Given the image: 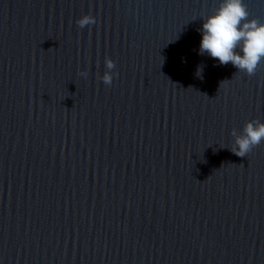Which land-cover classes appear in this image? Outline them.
Masks as SVG:
<instances>
[{
  "label": "water",
  "instance_id": "water-1",
  "mask_svg": "<svg viewBox=\"0 0 264 264\" xmlns=\"http://www.w3.org/2000/svg\"><path fill=\"white\" fill-rule=\"evenodd\" d=\"M220 2L0 0V264H264V59L200 54Z\"/></svg>",
  "mask_w": 264,
  "mask_h": 264
},
{
  "label": "clouds",
  "instance_id": "clouds-1",
  "mask_svg": "<svg viewBox=\"0 0 264 264\" xmlns=\"http://www.w3.org/2000/svg\"><path fill=\"white\" fill-rule=\"evenodd\" d=\"M248 16L242 0H221L213 14L203 19L200 29V54H207L218 60L220 65L230 63L237 71L250 76L255 74L264 59V23L248 19ZM76 23L83 28L95 23V20L91 15H84ZM106 67L112 69V61H106ZM102 79L106 85H111L112 76L107 72ZM262 139L264 123L257 122L254 127L249 122L243 129V135L236 137L231 151L236 156L245 157Z\"/></svg>",
  "mask_w": 264,
  "mask_h": 264
}]
</instances>
